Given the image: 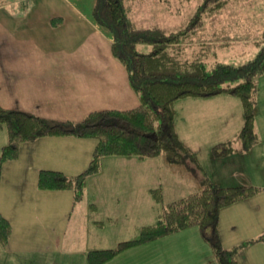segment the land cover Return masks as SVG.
<instances>
[{"label":"crops","instance_id":"obj_1","mask_svg":"<svg viewBox=\"0 0 264 264\" xmlns=\"http://www.w3.org/2000/svg\"><path fill=\"white\" fill-rule=\"evenodd\" d=\"M20 1L0 2L1 106L57 121H81L93 110H123L139 104L126 67L112 53V36L93 18L96 0H31V7L23 12L17 8ZM35 2L41 4L40 9H36ZM260 82L256 124L264 120V81L261 79ZM235 98L223 94L209 98L188 97L177 102V130L185 145L198 156L203 169L168 164L174 179L185 181L193 175L196 180L193 188L196 189L205 176L221 185L240 184L243 183L241 181H247L246 177L248 182H253L241 171L228 172L226 169L224 162L228 161L229 156H240L238 153L241 151L223 158H216L212 154L211 148L216 143L223 142L225 135H235L244 123L241 106ZM179 107L185 135L178 127ZM259 138H263V135H259ZM188 140H191L192 145ZM39 144L41 152L45 149V154L40 155V164H35L34 167L29 165L34 172L30 174L36 181L42 169L61 170L68 175L80 173L90 162L95 141L73 136H49L40 138L37 147ZM262 145L264 156V144ZM207 149H210V159L216 162L214 166L217 170L209 165L208 168L213 169L217 178L211 176V171L207 172L203 165L205 161L202 156H206ZM121 158L123 157L103 158L101 171L88 178L85 197L75 205L73 192L43 190L34 182V192L40 202L35 199L33 204L36 205L26 211V214L30 219L36 214H48L41 229L36 228L35 231V234L40 233L41 236L30 238L25 235L32 260L37 262L35 264H69L65 259L66 252L68 255L78 254L77 247L68 250L63 247L56 221L61 216L56 212L63 214V220L68 214L69 221L76 209H85L83 225L94 240L93 245L81 251L78 264H86L88 250L106 248L103 245L106 238L115 244L124 240L122 236L125 233L114 232L120 226L127 232H132L135 237L140 227L156 220L161 207L151 197L150 190L160 185L155 179L158 173H163L157 170V162L151 165L156 166L155 170L148 171L145 170V163L158 160L138 159L139 162H136V158H127L133 164L140 163V168L135 171L104 172L105 166L108 169L116 168L121 163ZM12 161H7V165H16L17 162ZM6 163L0 180V210L13 226L14 244L17 243L18 236L15 231V213L11 207H14L17 197L13 193H5L7 187L2 186ZM220 163L223 164L222 167ZM17 174L20 173L13 170L6 175L18 178ZM242 175H245L243 179L237 181L240 183H232L233 177ZM164 192L167 193V189L164 188ZM248 199L240 202L249 204ZM42 200L44 204L41 203ZM91 204L95 205V209L91 208ZM150 215H154V219H150ZM30 219L26 224L29 229L32 225ZM97 221H103L104 225L99 227ZM74 224L81 225L76 220ZM65 226L64 222L63 233ZM219 235L221 237L220 231ZM156 241L158 239L127 249L105 264H168L166 260L170 255L158 249ZM0 246L3 247L1 244ZM13 249L9 246L6 250L10 253ZM32 260L27 264H34Z\"/></svg>","mask_w":264,"mask_h":264},{"label":"trees","instance_id":"obj_2","mask_svg":"<svg viewBox=\"0 0 264 264\" xmlns=\"http://www.w3.org/2000/svg\"><path fill=\"white\" fill-rule=\"evenodd\" d=\"M134 2L96 0L92 15L112 36V53L126 67L139 104L123 110H93L81 121H57L0 105V123L6 125L8 133V141L0 154V180L4 163L19 157L24 142L49 136L95 140L90 162L80 173L68 175L56 169L39 172L40 189L71 190L74 205L84 199L88 178L101 171L105 157L144 160L163 155L170 164L194 169L190 165L193 163L202 170L198 156L182 141L176 126L177 102L188 97L225 94L241 101L244 123L232 138L212 147L214 157L223 158L237 151L246 153L258 143L256 110L260 83L257 76L264 74V38L258 43L254 57L246 62L214 60L208 64L206 48L210 46L203 44L189 56V41L203 28L208 17L222 11L229 0H203L187 23L175 30L159 24H139L133 16ZM31 5V0H21L18 11H26ZM210 49L212 56L216 51ZM261 189L250 183L221 185L205 176L196 191L163 205L164 189L154 187L150 190L151 197L162 204L156 220L140 227L135 237L122 240L114 247L88 250L87 264H105L127 249L195 226L211 244L217 264H239L240 246L225 247L219 235L221 210L255 196ZM91 208L95 209V205L91 204ZM96 223L99 227L104 225L103 221ZM12 232L10 220L0 210L3 246L9 243Z\"/></svg>","mask_w":264,"mask_h":264},{"label":"rangeland","instance_id":"obj_3","mask_svg":"<svg viewBox=\"0 0 264 264\" xmlns=\"http://www.w3.org/2000/svg\"><path fill=\"white\" fill-rule=\"evenodd\" d=\"M202 1L203 0H135L133 16L141 25L147 23L159 24L169 30H175L183 27L187 23L189 18L194 14L197 6ZM35 3L36 9H40L41 4L39 2ZM263 38L264 0H229L227 6H225L222 11L215 12L208 17L203 28L198 31L196 36L192 37L191 41H189L188 50L190 49V51L187 53L191 56L192 53L197 52L200 49L201 45L208 44L216 51L211 56L212 49H210V47L206 48L208 56H206L205 60L208 64L214 62V60H220L225 63L240 64L254 57L259 49L258 43H260ZM257 77L259 83H261V79L264 81V74L260 76L258 75ZM235 99H237L241 106V113L243 114L244 119L241 101L237 97ZM180 119L181 111L178 127L184 134V126ZM258 124L260 125L258 126ZM258 124H256V127L259 135H263V138L258 139V143L255 144L250 152H240L238 153L240 156H229L228 161L224 162L227 166L226 169L228 172L230 170L233 172L241 171L253 180L252 183L248 182L249 180L246 177L247 181L241 182L262 187L259 193L248 199L249 201L247 202H250L249 204H244L239 201V203L236 202V204L234 203L221 210L219 231L223 240V245L228 248L238 245L240 246L237 253L239 264H264V240L261 239L264 236V156L262 155V144H264V120ZM231 135H225V139L222 141L230 139L232 137ZM227 137L229 138L226 139ZM39 140L40 138L24 142L21 145V152L17 159L18 161H12L17 162L16 165H7L5 162L6 165L3 172L5 174V179L2 186L7 187V189L4 190L5 193H13L17 197H15L16 203L11 209H13L15 213L14 223L18 239L17 243L13 244L11 235L9 243L6 246H3L0 243L3 246H0L2 248L0 251V264H27L28 261L32 260L33 257L30 255L32 252L26 241V236H30V238L41 236L42 234L40 233L35 234L36 228H39L38 230H40L44 218L48 217V214L45 213L44 215L36 214L34 218L30 219V216L26 214V211H29L30 208L36 205L33 204L35 199H38L40 202L39 197L34 192V182L35 184H38V181H36V178H32L31 174L34 172L30 169L34 167L35 164H40L39 157L41 154H45V149L41 152L40 144L37 147V142L39 143ZM7 141V127L4 123H0V154L3 145L6 144ZM188 141L192 145L191 140ZM210 156V149H207L205 157L202 156L203 161H205L204 163L202 161V163L207 172L209 170L208 165L217 170L214 166L216 162H213L210 159ZM127 158L130 157L119 159L121 160V163L117 165L116 168L108 169V167L105 166L103 169L104 172L112 170L135 171L140 168L138 167L140 166V163L133 164V161H129ZM156 160L158 161H147V163H145V170H155L156 166H151L154 164L153 162L159 164L157 170L162 172L163 175H159L158 173L155 180L159 181L160 185L163 186V189H167V193L164 195L163 205L196 191V188H193L196 184L193 175H191L189 180L185 181L182 179L180 181L174 179L173 172L168 168V164L170 163H168L166 158L162 155L156 158ZM136 162H139L138 158H136ZM190 165L196 168L195 164L190 163ZM222 165L223 164H221V167ZM13 170H17L20 173L17 174L19 175L18 178L6 175ZM209 172L213 174L211 176H214L215 173L212 168H210ZM243 176L245 175L233 177L234 180L232 183H236L238 179L242 180ZM41 203L44 204V201L42 200ZM49 204H51V200L49 201ZM158 206L161 207L162 211V204L160 203ZM76 210L77 211H75L69 221L68 214L63 220V214L56 212L61 216L60 220L57 218L56 221H58V236H60L63 241V247L67 250L77 247L76 250L79 254L68 255L66 252L65 259L69 264H78L79 262L77 261L81 258V251L90 247L89 245H93L94 240L93 236L88 234L83 225V219H85L83 212H85V209L79 208ZM153 216L150 215V219H154ZM29 219L30 224H32L30 225V229L28 228L29 225H26L29 223ZM75 220L81 225L74 224ZM63 221L66 225L64 233L62 232L64 225ZM119 231L122 232V234H126L125 236H122L124 237L122 238L124 240L134 237V235L131 234L132 232H127L124 227L120 226L118 230H114L115 233H118ZM155 244L158 249H161L163 252H167L168 255H170L168 260H166L168 261V264H217L211 244L205 239L201 230L197 226L159 238ZM103 245H105L106 248H111L117 244L106 238ZM9 246L14 248L13 252L9 253V251L6 250ZM32 261L34 264L37 263L36 260Z\"/></svg>","mask_w":264,"mask_h":264}]
</instances>
